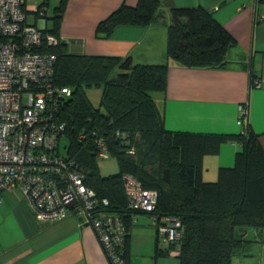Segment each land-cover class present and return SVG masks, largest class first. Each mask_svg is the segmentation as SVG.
I'll list each match as a JSON object with an SVG mask.
<instances>
[{"label": "trees", "instance_id": "trees-1", "mask_svg": "<svg viewBox=\"0 0 264 264\" xmlns=\"http://www.w3.org/2000/svg\"><path fill=\"white\" fill-rule=\"evenodd\" d=\"M67 1L56 6L54 27L45 30L58 37V44L42 50L57 55L56 82L70 88L58 114L70 140L67 154L87 171L86 183L100 202L108 201L103 210L123 220L128 230V264L130 231L140 211L128 207L125 174L134 175L145 188L157 190L155 213L182 221L179 238L165 241L168 248L158 249L159 255L178 249L181 264H233L236 252L247 249L250 230H264V146L260 135L250 122L245 132L238 134L170 130L154 93L166 91L171 61L187 67L228 66L229 53L238 46L236 39L211 10L165 0L172 13L167 61L144 63L134 62L131 56L77 54L59 33ZM163 3H124L99 22L96 34L109 37L120 25L147 26L160 18ZM92 85L103 88L99 108L85 91ZM96 134L106 139L111 155L117 158L116 173H101ZM231 141L241 144L234 164L221 166L216 180H205L204 157L219 153Z\"/></svg>", "mask_w": 264, "mask_h": 264}, {"label": "crops", "instance_id": "crops-1", "mask_svg": "<svg viewBox=\"0 0 264 264\" xmlns=\"http://www.w3.org/2000/svg\"><path fill=\"white\" fill-rule=\"evenodd\" d=\"M45 0H26L27 20L44 29L54 27L53 15L61 0L54 1L52 15L37 9ZM160 18L147 26L120 25L111 36L98 37L99 22L122 4L136 6L138 0H68L60 23V37L77 54L131 56L134 62L167 61L168 25L171 8L165 2ZM177 6L203 7L236 39L226 67H187L170 62L168 86L156 100L165 115L166 127L175 131L238 134L246 126L238 119L248 109V122L264 146V0H172ZM254 75V76H253ZM254 79L261 80L254 85ZM238 141L225 143L217 154L203 161V177L218 178L221 166H231ZM214 164V165H213ZM215 168L214 173H207ZM215 178V179H214ZM112 216H117L112 213ZM247 249L233 256V264H264V230L252 228ZM168 243L160 236L150 213L133 218L128 259L130 264H181L179 250L159 255ZM0 264H108V258L92 225L71 212L66 218L44 223L33 211L24 193L15 188L0 200Z\"/></svg>", "mask_w": 264, "mask_h": 264}, {"label": "built area", "instance_id": "built-area-1", "mask_svg": "<svg viewBox=\"0 0 264 264\" xmlns=\"http://www.w3.org/2000/svg\"><path fill=\"white\" fill-rule=\"evenodd\" d=\"M47 10L41 6L37 12L45 19ZM0 39V200L3 192L19 188L44 223L71 212L84 216L108 264H128L123 220L103 210L108 201L101 203L88 186L87 171L60 150L66 124L58 114L70 88L56 82L57 55L42 50L57 45L58 37L28 22L26 0H0ZM247 116L245 106L238 123L246 126ZM95 137L97 159L111 156L106 139ZM124 183L128 207L150 213L163 240L178 239L181 219L155 213L157 190L145 188L132 174L124 175Z\"/></svg>", "mask_w": 264, "mask_h": 264}, {"label": "rangeland", "instance_id": "rangeland-1", "mask_svg": "<svg viewBox=\"0 0 264 264\" xmlns=\"http://www.w3.org/2000/svg\"><path fill=\"white\" fill-rule=\"evenodd\" d=\"M54 1H51L50 3V9H49V15H52L53 13V8H54ZM86 94L88 95L91 103L94 105V107L99 108L101 107V99H102V93H103V88L102 86L98 85H92L85 87ZM159 93H154V96H158ZM70 144V140L68 136L65 134L61 137V148L60 150L63 153H67L68 146ZM100 165V170L103 175H110L113 173H116L119 169V164L118 160L114 156H109L108 158L101 159L99 161ZM214 165V164H213ZM212 170L207 173L208 176L212 175L214 173L215 168H211ZM215 179V178H214ZM217 179V178H216Z\"/></svg>", "mask_w": 264, "mask_h": 264}, {"label": "water", "instance_id": "water-1", "mask_svg": "<svg viewBox=\"0 0 264 264\" xmlns=\"http://www.w3.org/2000/svg\"><path fill=\"white\" fill-rule=\"evenodd\" d=\"M248 127V126H247Z\"/></svg>", "mask_w": 264, "mask_h": 264}]
</instances>
